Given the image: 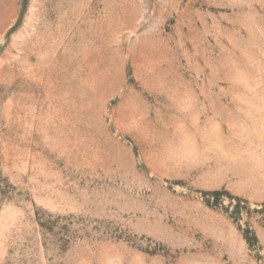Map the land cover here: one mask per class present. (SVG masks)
<instances>
[{"label":"rangeland","instance_id":"1","mask_svg":"<svg viewBox=\"0 0 264 264\" xmlns=\"http://www.w3.org/2000/svg\"><path fill=\"white\" fill-rule=\"evenodd\" d=\"M0 264H264V0H0Z\"/></svg>","mask_w":264,"mask_h":264}]
</instances>
